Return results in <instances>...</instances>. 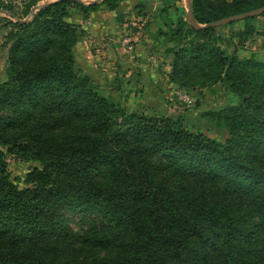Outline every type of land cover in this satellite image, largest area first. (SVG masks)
I'll return each instance as SVG.
<instances>
[{
  "label": "trees",
  "instance_id": "obj_1",
  "mask_svg": "<svg viewBox=\"0 0 264 264\" xmlns=\"http://www.w3.org/2000/svg\"><path fill=\"white\" fill-rule=\"evenodd\" d=\"M40 1L0 0L18 19H0V264H264V60L237 55L264 14L220 37L238 22L195 30L182 10L157 32L170 84L220 86L238 99L203 115L226 133L219 141L181 115L126 111L79 65L84 32L70 13L125 0H55L27 19ZM261 8L264 0H191L199 25ZM6 155L33 165L24 187L10 180ZM68 215L84 217L83 228Z\"/></svg>",
  "mask_w": 264,
  "mask_h": 264
},
{
  "label": "crops",
  "instance_id": "obj_2",
  "mask_svg": "<svg viewBox=\"0 0 264 264\" xmlns=\"http://www.w3.org/2000/svg\"><path fill=\"white\" fill-rule=\"evenodd\" d=\"M182 10L186 11L183 0H125L115 11L102 7L88 16L72 11L68 21L79 25L84 32L76 48V60L94 83L125 108L129 102L125 95L130 91L128 83L134 85L139 82L143 89L150 87V92L155 91L156 80L158 85L164 81L163 77L169 71L165 63L170 58L167 59L163 53V39L157 36V32L165 30L167 20L175 23ZM258 19L259 23L264 21L262 17ZM127 32L138 35L134 38L132 60L125 58L121 47L122 37ZM98 46L102 47L100 54L96 51Z\"/></svg>",
  "mask_w": 264,
  "mask_h": 264
},
{
  "label": "rangeland",
  "instance_id": "obj_3",
  "mask_svg": "<svg viewBox=\"0 0 264 264\" xmlns=\"http://www.w3.org/2000/svg\"><path fill=\"white\" fill-rule=\"evenodd\" d=\"M2 1L5 3H11L13 4V6L20 8V6H22L21 2L23 0ZM52 1L55 0H42L37 3V6L48 4ZM183 1L185 3V0ZM1 18L10 19L15 22V20L10 17L7 13H0V19ZM262 18H264V16ZM262 22L259 23L258 18H256L252 22V24L255 26V29L260 33L256 34L255 36H253L252 39L248 40L245 43L243 49L238 50L237 55L239 58L246 59L251 56H254L258 60H264V21ZM2 24L3 21L0 20V80L4 78L6 60V52L1 47V44L3 42V37L6 34L7 30L2 29ZM242 26L243 23L238 22L234 26L224 27L222 32H224L225 36H230L232 30L241 29ZM127 38L134 39L136 38V35H132V33L127 32L125 36L123 35L122 39ZM234 40L236 41V39ZM121 47L124 49L123 52L125 53V58H128L129 60L134 59V57L132 56L134 54H129L128 49L126 46L123 45V42L121 44ZM223 47L227 52L231 53L232 48L228 46L227 43L224 44ZM101 48V46H98L96 51H101ZM159 58L157 60L158 62ZM166 58L169 59L170 57ZM169 63L170 61L168 63L166 62L165 66L168 67L170 70ZM163 67L164 63H162V68ZM167 74H165V76L163 77L164 81L160 82L159 85V82L156 80L157 86L154 87L155 91L150 90L149 92L148 89L150 87L143 89V86H141V83L139 82L138 84L135 83L134 85L128 83L127 86L130 91L128 92L129 94L125 95H127L126 98H128L129 102L128 104H126V107L124 109L128 112H137L140 114L151 116L165 115L170 117H176L178 115H181L184 119L185 126L189 130L193 132L200 131L211 138L222 141L226 137V133L221 128H217L211 125L207 121V119L203 117V115L207 112L218 111L222 108L236 105L238 103V99L234 95L222 89L220 86H216L210 90H185L178 88L168 82ZM114 95L116 97L118 96L117 94ZM145 100H147V103L145 102ZM149 105H151V107H149ZM6 163L10 180L20 188L24 187V177L31 170V167L33 165L22 162L18 158L11 155H6ZM68 220L73 230L78 231L83 228L84 217H82L81 215H68Z\"/></svg>",
  "mask_w": 264,
  "mask_h": 264
},
{
  "label": "water",
  "instance_id": "obj_4",
  "mask_svg": "<svg viewBox=\"0 0 264 264\" xmlns=\"http://www.w3.org/2000/svg\"><path fill=\"white\" fill-rule=\"evenodd\" d=\"M77 3H80L84 6H92V5H98L101 2H103L104 0H89V1H83V0H73ZM48 4H43L40 6H35L34 8H32L29 16L27 19H29L33 14H35L37 11H39L40 9L46 7ZM185 9H186V17H187V22L188 24L195 30H201V29H208V28H218L224 25H228L231 24L233 22H239L241 20L247 19V18H251V17H256V16H260L262 14H264V8L261 9H257L245 14H241V15H236V16H232L229 18H225L222 20H219L217 22H213L210 24H206V25H199L195 22L193 15H192V9H191V0H185ZM0 13H7L10 17H12L15 21H18V19L16 17H14L11 13L6 12L4 10H0ZM26 21V20H25ZM218 35L221 37L223 35V32L220 30L218 31Z\"/></svg>",
  "mask_w": 264,
  "mask_h": 264
},
{
  "label": "built area",
  "instance_id": "obj_5",
  "mask_svg": "<svg viewBox=\"0 0 264 264\" xmlns=\"http://www.w3.org/2000/svg\"><path fill=\"white\" fill-rule=\"evenodd\" d=\"M137 36H138V35L136 34V38H137ZM122 42H123V45L127 47L129 54H130V53L132 54L133 47H134L133 45H134V43L136 42V40L133 39V38H127V39H123ZM97 53L100 54L101 51L98 50Z\"/></svg>",
  "mask_w": 264,
  "mask_h": 264
}]
</instances>
